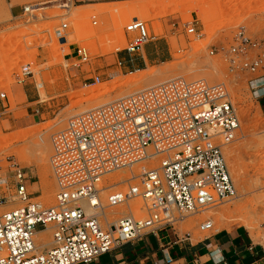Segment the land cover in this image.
I'll use <instances>...</instances> for the list:
<instances>
[{
    "label": "rangeland",
    "instance_id": "1",
    "mask_svg": "<svg viewBox=\"0 0 264 264\" xmlns=\"http://www.w3.org/2000/svg\"><path fill=\"white\" fill-rule=\"evenodd\" d=\"M64 2L0 0V92L7 93L6 98L0 97V179L10 180L3 186L7 200L0 204V213L20 204L11 183L16 166L30 176L28 189L34 200L55 204L51 138L74 114L174 77L204 78L228 86L241 120L236 140L223 148L237 196L174 226L181 235L192 233L194 240L239 227L264 253V107L250 88L254 75L229 67L230 49L239 31L264 39V0H134L95 6H78L73 1L63 7ZM161 2L183 4L171 8L158 6ZM135 17L147 23L152 36L145 47L154 52L165 48L164 57L155 64L140 66L135 59L139 53L131 55L134 65L126 62L130 54L125 49V25ZM64 22L68 40L62 44L55 30ZM186 24H194L201 36L189 34ZM77 45L89 48V61L67 55ZM254 53L251 50L248 55ZM243 59L238 56V62ZM26 64H31L32 73L23 76ZM95 76H100V82L93 83ZM39 145H46L42 160H37L35 151ZM142 164L150 167L148 161ZM142 164L106 175L104 185L109 190L103 192V202L109 193L125 189V180L138 174ZM142 206L135 199L107 211L112 220L130 210L141 217L145 215ZM228 207L234 209L224 214ZM207 218L214 226L202 231L199 225ZM246 218L251 227L244 225ZM41 230L43 234L34 236L38 252L48 249L52 241L53 230Z\"/></svg>",
    "mask_w": 264,
    "mask_h": 264
},
{
    "label": "built area",
    "instance_id": "2",
    "mask_svg": "<svg viewBox=\"0 0 264 264\" xmlns=\"http://www.w3.org/2000/svg\"><path fill=\"white\" fill-rule=\"evenodd\" d=\"M67 27L64 22L55 30L62 44L68 40ZM186 30L201 36L194 24H186ZM125 31L129 54L141 52L152 39L147 23L138 17L125 25ZM235 41L230 70L239 67L254 75L249 84L260 101L264 39H253L241 30ZM251 50L255 53L249 56ZM67 55L87 62L91 51L77 45ZM238 56L244 59L238 62ZM31 73V64L24 65L21 74ZM0 97L7 93L0 92ZM240 128L228 86L204 78L174 77L74 114L51 138L50 168L57 184L54 205L34 200L28 189L30 176L23 168L11 170L20 204L0 213V264H89L147 232L174 226L236 197L223 148L236 140ZM147 161L150 167L142 164ZM138 164L141 171L125 180V189L109 193L104 203L102 194L109 190L105 176ZM8 183L9 178L0 179V204L7 200L3 186ZM135 199L142 201L144 216L130 210L111 219L108 209ZM213 226L207 218L199 228L207 231ZM48 227L53 230L51 246L38 252L34 236Z\"/></svg>",
    "mask_w": 264,
    "mask_h": 264
},
{
    "label": "crops",
    "instance_id": "3",
    "mask_svg": "<svg viewBox=\"0 0 264 264\" xmlns=\"http://www.w3.org/2000/svg\"><path fill=\"white\" fill-rule=\"evenodd\" d=\"M125 1L134 0H74L78 6ZM143 49L135 58L142 67L162 60L166 53L163 47L155 52ZM131 55L126 62L134 65ZM259 102L264 107V97ZM89 264H264V253L239 227L194 240L192 233L181 235L175 226L166 225L115 247Z\"/></svg>",
    "mask_w": 264,
    "mask_h": 264
},
{
    "label": "bare ground",
    "instance_id": "4",
    "mask_svg": "<svg viewBox=\"0 0 264 264\" xmlns=\"http://www.w3.org/2000/svg\"><path fill=\"white\" fill-rule=\"evenodd\" d=\"M183 4V3H182ZM181 3H175V2H171V3H169V4H166V3H160V4H158V6H160V5H165L166 7H174V8H176L177 6H181L182 5ZM66 7H70L71 5L69 4V5H65ZM171 7V8H172ZM31 8V7H30ZM81 13V12H80ZM82 15V14H81ZM85 15V14H84ZM80 17H82V16H80ZM80 17H77V18H79L80 19ZM83 19V18H82ZM115 100V99H114ZM113 101V100H112ZM111 102V101H110ZM108 103V102H107ZM104 105V104H103ZM94 107H97V106H94ZM31 147V146H30ZM29 148V147H28ZM30 149V148H29ZM43 149V150H42ZM45 149H46V145H44V146H42V145H39V146H37L36 148H35V151H36V155H37V160H39V159H41V157H42V155H41V150L42 151H44L45 152ZM33 156H35V155H33ZM42 160V159H41ZM262 170L261 171H263L264 172V170H263V168H261ZM259 171H260V169H259ZM260 171V172H261ZM263 172H261V173H263ZM260 173V174H261ZM256 174H259L258 173V171H257V173ZM237 175V174H236ZM259 176H261V175H258V177ZM264 177V176H263ZM238 178H239V176H238ZM3 181H5V179H2ZM263 184H264V182H262ZM47 194H49V193H47ZM48 197H50V195H47ZM87 204V203H86ZM88 207H89V210L91 209L90 208V206L88 205ZM232 209H234V208H232V207H228V208H226L225 210H224V214H226L225 212H227V211H232ZM226 217V216H225ZM251 221H249L248 220V218H246L245 220H244V225L246 226V227H251V223H250ZM251 230V229H250ZM45 231V230H44ZM44 231H42V230H37V233L36 234H43V232ZM44 240V239H43ZM45 242V241H44Z\"/></svg>",
    "mask_w": 264,
    "mask_h": 264
}]
</instances>
